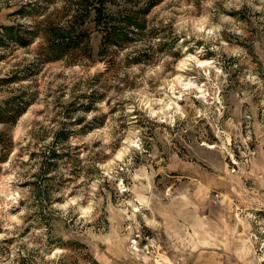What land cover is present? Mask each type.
Instances as JSON below:
<instances>
[{"label": "rangeland", "instance_id": "1", "mask_svg": "<svg viewBox=\"0 0 264 264\" xmlns=\"http://www.w3.org/2000/svg\"><path fill=\"white\" fill-rule=\"evenodd\" d=\"M75 1L0 0V264H264V0Z\"/></svg>", "mask_w": 264, "mask_h": 264}, {"label": "trees", "instance_id": "2", "mask_svg": "<svg viewBox=\"0 0 264 264\" xmlns=\"http://www.w3.org/2000/svg\"><path fill=\"white\" fill-rule=\"evenodd\" d=\"M94 1H96V3L98 4V8L97 7H93V8H96L98 14H100V12L102 10L100 5H103L107 0H94ZM91 5H93V2L91 0H76L75 1V8L77 9V11H81V8H84L82 10L84 12V14L87 13V12L89 13L91 11V9L89 11V8H90L89 6H91ZM76 9L72 12L70 23L66 27L64 26L63 29H56L55 27H51L50 26L49 29L46 30V34L45 35H48V36H50L51 38H54V39L62 40L65 37V35H64L66 33L65 31L68 30L69 26H71L70 24H72L77 19H79L81 23L84 20L83 19L84 17H81V14L79 15L77 13ZM120 12L122 13V11H119L118 13H120ZM121 24H122V26L124 28L132 26L131 24H134L135 26H139L138 25L139 23H137L135 21V19L131 18V17H127L126 23L123 22V20H122ZM108 35H114L115 37L123 38V37H125L127 35V30L123 31L122 27H117L116 25H112V30L108 31Z\"/></svg>", "mask_w": 264, "mask_h": 264}]
</instances>
